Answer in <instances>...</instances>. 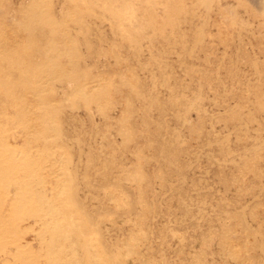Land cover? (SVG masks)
Here are the masks:
<instances>
[{
  "label": "rangeland",
  "instance_id": "rangeland-1",
  "mask_svg": "<svg viewBox=\"0 0 264 264\" xmlns=\"http://www.w3.org/2000/svg\"><path fill=\"white\" fill-rule=\"evenodd\" d=\"M1 119L77 264H264V0H0Z\"/></svg>",
  "mask_w": 264,
  "mask_h": 264
},
{
  "label": "bare ground",
  "instance_id": "bare-ground-1",
  "mask_svg": "<svg viewBox=\"0 0 264 264\" xmlns=\"http://www.w3.org/2000/svg\"><path fill=\"white\" fill-rule=\"evenodd\" d=\"M22 111L24 112L26 111V109ZM29 112L30 111L28 110L27 115ZM30 114L32 115L31 112ZM11 117H9V119ZM22 118L24 119V117ZM27 118L29 117L27 116ZM5 119H3V121H5ZM17 119L18 118H16L15 121H17ZM1 121L2 119L0 120V122ZM17 122H21V121L18 120ZM26 122L30 123V121L29 122L26 121ZM11 123L7 125L9 126ZM25 124L23 125L20 124L21 128L18 127V131H11V133H8V130L7 131L4 130V125H3V129L1 128L2 126L0 127V181L3 183V184L1 183L2 186L0 185V264H72V261H75L74 264H77L76 262H77L78 249L75 247V245L73 246L72 244L73 242L72 232L76 230V228L73 227L74 221L70 216H68V214L66 215L63 214L64 212H62L63 207H66L65 202H67L66 201L67 195L65 197L62 186L59 187L60 185L59 186L57 185L58 181L60 180H57L56 179L57 177H55L58 175L56 174L57 169H55L54 164L48 163L46 159V161L44 162H47L46 164H50V165L43 167V170H41L40 166L38 165L41 163L39 162L38 164H35L36 159L35 160L31 159L30 152L32 151H30V149L32 148L36 150L35 148H37V146L36 143L30 142L33 139L29 140V136L30 133H33L35 131L31 132L32 129H30ZM33 124L32 125L35 126L36 123L33 122ZM34 136L36 137V134ZM12 139L13 141L14 140L15 141L12 142ZM35 140L36 139H34V141ZM33 144H35V148L30 146ZM10 150L15 156L18 155L19 157L15 158L14 155H12L11 152H9ZM38 155L37 157H39ZM42 159L40 158V161ZM44 162L42 161V163ZM46 164L44 163V165ZM26 165L28 166L27 168H29L30 166V169L32 170V176L31 174L30 176H28L29 174L26 175L27 174L26 171L28 170V169L26 170L24 169L26 168ZM29 170L28 172H30ZM36 170L45 171V174L47 173V177H49L51 180V182H46L47 186L43 176L37 175L38 178H36V173H37ZM19 173L22 177L18 175ZM15 174L16 176L21 178L19 179H17L18 177L14 178ZM27 176L30 178L28 179ZM25 177H27V179ZM60 184H62V182ZM12 187L17 189L18 192L20 190L22 191V189H26L28 191V195H27L28 197L26 198L27 200L25 201L26 202V208H25L26 210L24 211L25 214L22 213L21 215L23 216L20 217L22 223L23 222H26V224L28 223V227H25L26 224L23 227H21V223L19 227V225L17 224V222H15L14 219L12 220H14L15 224H17L18 225L17 227L19 228L15 227V225L11 226L8 224L9 221L8 222L5 221L8 218L7 216L9 215H12V217L14 218L13 212L11 214V210H12L11 208H14L13 206L15 205L9 208L7 203L8 201L5 196L6 191H8V189H11ZM14 188H13L14 193H12L13 197H15L14 195L16 193L15 192L16 190ZM22 199L20 196L18 197L17 201L19 200L21 202ZM17 201L16 204H19V201L18 202ZM23 201L24 200H22V202ZM13 203L15 204V202ZM5 207L8 210L7 212L4 211ZM12 220L10 219V221ZM26 230H28L29 232H27ZM27 234L29 235V237L27 236ZM35 245L44 248V249L42 248L43 252L40 256H36L37 253L33 251ZM37 249L38 248H36V251Z\"/></svg>",
  "mask_w": 264,
  "mask_h": 264
}]
</instances>
